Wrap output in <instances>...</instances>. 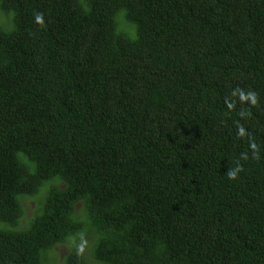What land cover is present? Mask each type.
Masks as SVG:
<instances>
[{"label": "trees", "instance_id": "16d2710c", "mask_svg": "<svg viewBox=\"0 0 264 264\" xmlns=\"http://www.w3.org/2000/svg\"><path fill=\"white\" fill-rule=\"evenodd\" d=\"M1 14L0 264H264V0Z\"/></svg>", "mask_w": 264, "mask_h": 264}, {"label": "rangeland", "instance_id": "374dc122", "mask_svg": "<svg viewBox=\"0 0 264 264\" xmlns=\"http://www.w3.org/2000/svg\"><path fill=\"white\" fill-rule=\"evenodd\" d=\"M0 18L5 19L4 14H1V15H0ZM238 134H239V133H238ZM238 134L234 137V139H233V141H232V145H233L234 141L237 139ZM34 202H35L34 200H29V201H28V205H29L30 207H33V206H34ZM88 260H89V255H88Z\"/></svg>", "mask_w": 264, "mask_h": 264}, {"label": "clouds", "instance_id": "9594fccd", "mask_svg": "<svg viewBox=\"0 0 264 264\" xmlns=\"http://www.w3.org/2000/svg\"><path fill=\"white\" fill-rule=\"evenodd\" d=\"M37 19L39 20V19H40V17H37ZM231 175H232V176H234V175H235V173H232Z\"/></svg>", "mask_w": 264, "mask_h": 264}]
</instances>
